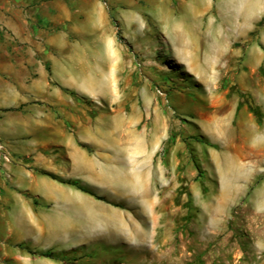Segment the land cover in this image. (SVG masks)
Instances as JSON below:
<instances>
[{
    "label": "rangeland",
    "instance_id": "374dc122",
    "mask_svg": "<svg viewBox=\"0 0 264 264\" xmlns=\"http://www.w3.org/2000/svg\"><path fill=\"white\" fill-rule=\"evenodd\" d=\"M47 1H25L35 7L34 27L66 28L67 21L47 24L41 9ZM62 1L74 23L70 40L82 45L85 86L73 81L65 92L83 97L95 119L83 139L100 146L96 126L107 120L94 117L100 113L119 119V127L124 118L132 123L121 129L111 157L80 145L90 160L102 161L66 170L48 148L33 152L45 143L68 146L45 121L26 115L29 128L1 137L14 162L12 180L0 175V182L16 188L19 180L25 189V170H34L59 182L72 178L106 201L83 191L64 216L35 201L28 216H11L21 223L11 239L0 221V264H16L10 252L29 256L30 264H264V0ZM50 13L60 17L58 9ZM5 32L0 24V49L5 40L19 49ZM1 54L0 65L9 57ZM216 123L228 130L216 134L210 128ZM120 151L134 155L129 169ZM230 155L231 177L224 164ZM36 192L48 195L43 186ZM1 197L0 187V205Z\"/></svg>",
    "mask_w": 264,
    "mask_h": 264
},
{
    "label": "crops",
    "instance_id": "0c3cea01",
    "mask_svg": "<svg viewBox=\"0 0 264 264\" xmlns=\"http://www.w3.org/2000/svg\"><path fill=\"white\" fill-rule=\"evenodd\" d=\"M25 1L4 0L1 5L4 11L0 15V24L6 29L5 35L10 37V41H15L19 45V49H16L7 40L4 41V47L0 49V54L4 52L9 56L0 65V139L1 137L15 138L20 135V127H30L29 124L22 123L26 122V115H31L30 121L37 122V124L45 121L46 125L44 126L47 129L53 130L61 138H68L67 147L51 142L45 143L40 149L39 147L35 148L33 152L39 153L42 149L48 148L54 153L55 159L63 160V164L59 161L56 162H59L57 167L64 170L66 167L70 169L84 168L88 163L98 166L102 160L99 158L90 160L86 148L80 145L92 148L95 153L102 152L111 157L113 145L121 143V131H126L132 122L124 118L121 128L118 124L119 119L111 115L97 114L94 117H98V120H101L102 117L107 120L109 117L111 118L108 123L105 120L106 123H102V127L96 126L100 133L98 134L101 138L100 146L96 147L93 141L87 139L88 135L85 136L86 140L83 139L84 132L88 133L89 129L93 130L95 119L90 118L89 107L83 97H72L65 92V89H72L73 81L75 85H79V89H85L81 82L83 75L79 65V58L83 55L82 45L79 40H75L76 43L70 40V34L75 31L73 20L66 14L62 0H48L41 5L43 14L47 16V24L55 27L63 25L65 21L68 24L66 28L62 27L56 31H51L49 28H35L36 18L33 16L35 7L29 6L30 4ZM205 1L209 2L210 0H203L204 5H206ZM56 9L59 10L60 17L53 13L49 17L50 10L55 11L56 14ZM212 26L213 21L210 20L208 29ZM72 57L77 59V65L70 63ZM71 65H73L74 72H71L73 69ZM243 118L245 120V117ZM254 132L257 133V130ZM124 139L126 144L127 140ZM257 143L252 146L261 148ZM61 148L65 150L62 155L59 154ZM133 158L134 155H130L127 151L119 152V160L126 164L128 169L130 160ZM36 161L43 162L38 157ZM25 173L28 179L25 189H21L22 182L19 180L15 182L16 188L8 186L6 180L0 182L2 188L0 207L7 206L5 212H0V221L4 227L6 239L13 238L20 229V221L16 218L12 221L11 216L14 218L21 215L18 214L20 212L28 216L29 213L34 212L32 204L35 201L58 208L60 214L64 216L67 208L70 207L72 198L81 197L83 193L75 186L53 180L34 170H25ZM125 178L129 184L130 177ZM64 179L65 181L73 180L69 177ZM42 186L48 194L45 195V198L36 194V188ZM18 191H22V193H18ZM24 193L30 197L25 198ZM14 208L17 209L14 211ZM4 254L7 255L6 250H4ZM10 256L15 258L16 264H19L18 258L24 260L26 264L30 263L31 259L29 256L12 252H10Z\"/></svg>",
    "mask_w": 264,
    "mask_h": 264
},
{
    "label": "built area",
    "instance_id": "2783aa9c",
    "mask_svg": "<svg viewBox=\"0 0 264 264\" xmlns=\"http://www.w3.org/2000/svg\"><path fill=\"white\" fill-rule=\"evenodd\" d=\"M13 162L14 158L9 147L0 140V175L9 182L12 180L9 167Z\"/></svg>",
    "mask_w": 264,
    "mask_h": 264
},
{
    "label": "bare ground",
    "instance_id": "6f19581e",
    "mask_svg": "<svg viewBox=\"0 0 264 264\" xmlns=\"http://www.w3.org/2000/svg\"><path fill=\"white\" fill-rule=\"evenodd\" d=\"M257 5V4H256ZM250 8H252V7H250ZM249 8V9H250ZM248 9V10H249ZM257 11V10H256ZM240 30H241V27H240ZM209 125V124H208ZM211 128V130L213 131V132H215L216 134H221L222 133V131L221 130H224L225 132L228 130V127L227 126H225V125H223V124H219V123H216V125H213L212 127H210ZM212 132V133H213ZM228 133H229V131H228ZM232 133V132H231ZM215 135V134H214ZM228 141H226V143H224L225 144V148L226 149H229V146H228ZM235 145V144H234ZM142 157V156H141ZM135 158V157H134ZM221 160V159H220ZM224 164H225V169H226V174L227 175H229L230 177L234 174V172H233V167L234 166H236L235 164H236V160H234V159H232V157H231V155L229 156V157H226V159H224ZM142 162V161H141ZM222 162H223V160H222ZM234 190H236V189H234ZM228 191V190H227ZM230 191H231V189H230ZM237 192V191H236ZM226 193V192H225ZM232 194H233V191H232ZM86 202V201H85ZM90 203V202H89ZM87 210V209H86ZM92 212V211H91ZM91 214H93V213H91ZM90 214V215H91ZM111 217V216H110ZM90 219V218H89ZM113 220V219H112ZM109 221V220H108ZM109 222H111V221H109ZM103 223V222H102ZM104 224V223H103ZM81 225V224H80ZM27 264H30V263H27ZM44 264H46V263H44ZM49 264V263H48ZM52 264V263H51Z\"/></svg>",
    "mask_w": 264,
    "mask_h": 264
},
{
    "label": "trees",
    "instance_id": "16d2710c",
    "mask_svg": "<svg viewBox=\"0 0 264 264\" xmlns=\"http://www.w3.org/2000/svg\"><path fill=\"white\" fill-rule=\"evenodd\" d=\"M239 108H240V104L238 105L237 110H239ZM62 183H66V184H70V185L76 186L78 189L84 191L85 193H88V194H90V195H92V196H95V197H97V199H99V200L106 201L105 198H103V197H99V196H96L95 194H93V193H91V192H89V191H87V190L81 188V186H78L77 183H74V182H71V181H62ZM29 252H30L31 254H33V255H38V256H40V257H44V258H48V259H56L53 253H48V252H40V253H39V252H33V251H29Z\"/></svg>",
    "mask_w": 264,
    "mask_h": 264
}]
</instances>
